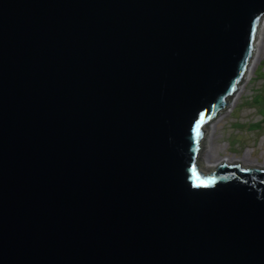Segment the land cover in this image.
Returning <instances> with one entry per match:
<instances>
[{
  "label": "water",
  "instance_id": "water-1",
  "mask_svg": "<svg viewBox=\"0 0 264 264\" xmlns=\"http://www.w3.org/2000/svg\"><path fill=\"white\" fill-rule=\"evenodd\" d=\"M263 15L0 0V264H264V170L196 164Z\"/></svg>",
  "mask_w": 264,
  "mask_h": 264
},
{
  "label": "rangeland",
  "instance_id": "rangeland-1",
  "mask_svg": "<svg viewBox=\"0 0 264 264\" xmlns=\"http://www.w3.org/2000/svg\"><path fill=\"white\" fill-rule=\"evenodd\" d=\"M260 26L262 27L260 30L263 29V37L259 39L260 33L258 30ZM257 44L259 45V53L255 68L252 67V70H250L251 73L249 74L250 76L247 77L246 72L251 63V57L247 70L237 85V89H235L233 94L226 100L228 105L218 112L222 113L225 110L227 111L226 115L216 123L217 127L212 134L211 146L208 145L209 132H211L208 126L210 121L201 128V130L204 131V135L200 140V149L196 164L199 171L204 176L210 175L211 172H215L218 166L215 162L221 159L240 160L241 163L243 162L239 166L242 169L255 168L248 166L249 163L260 164L261 166L264 165V131L258 132V130L249 128V126H254L256 123H264V121H262L263 116L259 113L256 104L255 106L253 104H247L248 101L251 102L254 93L259 91L263 84L261 78H258V76L260 71L264 72V15L260 18L257 27L256 36L253 41L254 49ZM237 91L239 92L236 93ZM234 94L236 102L229 108L231 97ZM206 151L210 155L211 163H214L212 164L214 165L213 168L207 169L205 167L202 155ZM255 169L264 170V168Z\"/></svg>",
  "mask_w": 264,
  "mask_h": 264
},
{
  "label": "bare ground",
  "instance_id": "bare-ground-1",
  "mask_svg": "<svg viewBox=\"0 0 264 264\" xmlns=\"http://www.w3.org/2000/svg\"><path fill=\"white\" fill-rule=\"evenodd\" d=\"M263 23V22H262ZM261 23V24H262ZM263 25V24H262ZM262 27L260 26V28H259V30H258V32L260 33V37H259V39L261 38V37H263V29L262 30H260ZM258 50H259V45L257 44L256 46H255V49L253 50V52H252V60H251V63H250V65H249V69H248V71L246 72V74H247V77L248 76H250L249 74L251 73L250 72V70H252V67L253 68H255V65H256V63H257V56H258ZM246 81V80H245ZM240 89V88H239ZM238 89V90H239ZM239 91H237L236 93H238ZM235 93V94H236ZM235 94L231 97V100H230V105H229V108L230 107H232L233 105H234V103L236 102L235 101ZM228 110V109H227ZM226 113H227V111L225 110L224 112H222V113H219L218 115H215L216 117H213L214 119H212V120H210V122H209V124H208V126L210 127V130H211V132H209V140H208V145L209 146H211V141H212V134H213V132L215 131V129H216V123L220 120V119H222L225 115H226ZM206 125V124H205ZM202 157L204 158V162H205V167L207 168V169H209V168H213L214 167V165H212V164H214V163H211V160H210V155H209V153L206 151V152H204L203 153V155H202ZM215 163H217V165L218 166H220V165H224V164H226V165H228L229 166V164H242L241 163V161L240 160H232V159H221V160H218L217 162H215ZM246 164V163H245ZM217 166V167H218ZM248 166H250V167H255V168H264V165H260V164H255V163H249L248 164Z\"/></svg>",
  "mask_w": 264,
  "mask_h": 264
},
{
  "label": "trees",
  "instance_id": "trees-1",
  "mask_svg": "<svg viewBox=\"0 0 264 264\" xmlns=\"http://www.w3.org/2000/svg\"><path fill=\"white\" fill-rule=\"evenodd\" d=\"M258 78H261L263 84H262L260 90L254 93L253 97L251 98V102L248 101L247 104L248 105L253 104L254 106L256 104L258 107L259 113L262 114V116H263L262 121H264V72L260 71ZM249 128L258 130V132L264 131V123H262V122L256 123V125H254V126L251 125V126H249ZM256 128H259V129H256ZM235 144H236V142H235Z\"/></svg>",
  "mask_w": 264,
  "mask_h": 264
},
{
  "label": "flooded vegetation",
  "instance_id": "flooded-vegetation-1",
  "mask_svg": "<svg viewBox=\"0 0 264 264\" xmlns=\"http://www.w3.org/2000/svg\"><path fill=\"white\" fill-rule=\"evenodd\" d=\"M229 165H231V164H229Z\"/></svg>",
  "mask_w": 264,
  "mask_h": 264
}]
</instances>
